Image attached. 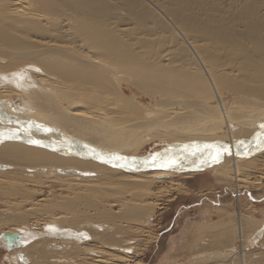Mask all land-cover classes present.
Returning <instances> with one entry per match:
<instances>
[{
  "label": "bare ground",
  "instance_id": "obj_1",
  "mask_svg": "<svg viewBox=\"0 0 264 264\" xmlns=\"http://www.w3.org/2000/svg\"><path fill=\"white\" fill-rule=\"evenodd\" d=\"M261 125L264 0H0V235L15 264H129L152 185H260ZM238 216L223 251L196 243L197 264H264L263 216L248 236Z\"/></svg>",
  "mask_w": 264,
  "mask_h": 264
},
{
  "label": "rangeland",
  "instance_id": "obj_2",
  "mask_svg": "<svg viewBox=\"0 0 264 264\" xmlns=\"http://www.w3.org/2000/svg\"><path fill=\"white\" fill-rule=\"evenodd\" d=\"M152 146L153 144L144 146L140 153H150ZM177 175L178 173L175 174L176 178L173 182H161L152 185L151 197L146 196L149 199L145 198L147 199L145 201L153 205L154 220L150 223L151 228L149 227L148 230V242L146 240L138 241L139 238H136L137 245H131L135 252L133 249V254H131L132 251H128V256L131 257L130 260L132 261L129 260V264H197L201 256L199 254L200 245L198 247L197 245L201 239L205 238V240H209V243L212 242L209 244L210 246L205 243L211 249H206V245L202 246V248L205 247V252L208 254L211 251V253L223 251L225 246L222 241L224 238L220 237L222 231L227 230V233H232L231 240H234L232 239L233 228L239 213L246 218L248 224L246 229L248 230L245 229V231L247 236L259 228L264 218V168L259 169L254 175L260 179V185L254 186L255 188L249 186H237L236 188L231 183L222 182L220 185V182L216 183L215 178L209 172H191L187 178L178 175L179 178ZM52 189L57 193L59 192L58 189ZM113 190L116 191V189ZM236 191L239 201L236 199ZM114 204L116 205V203L110 202V205L114 206H112V210L116 212L117 207ZM121 226L125 227L128 224L125 223ZM214 241L215 243H213ZM12 244L13 238L8 237V235H0V264H15L14 261L6 258ZM257 248H260V244L249 246L245 242L244 249L248 253ZM206 253L202 257H206L208 255ZM16 260L19 262V257Z\"/></svg>",
  "mask_w": 264,
  "mask_h": 264
},
{
  "label": "snow or ice",
  "instance_id": "obj_3",
  "mask_svg": "<svg viewBox=\"0 0 264 264\" xmlns=\"http://www.w3.org/2000/svg\"><path fill=\"white\" fill-rule=\"evenodd\" d=\"M262 128H264V125H261ZM31 143H36L39 144L40 141H30ZM195 147V146H194ZM204 147L206 148H213V145H205ZM219 157V152H217V156L215 157L216 159H218ZM116 159H121L120 157H116ZM174 163V161H169L166 165H160V166H171V164Z\"/></svg>",
  "mask_w": 264,
  "mask_h": 264
}]
</instances>
